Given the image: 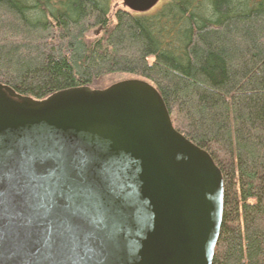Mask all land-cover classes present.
I'll use <instances>...</instances> for the list:
<instances>
[{"label":"water","instance_id":"95a60500","mask_svg":"<svg viewBox=\"0 0 264 264\" xmlns=\"http://www.w3.org/2000/svg\"><path fill=\"white\" fill-rule=\"evenodd\" d=\"M224 203L148 80L42 100L0 83V264H213Z\"/></svg>","mask_w":264,"mask_h":264},{"label":"trees","instance_id":"16d2710c","mask_svg":"<svg viewBox=\"0 0 264 264\" xmlns=\"http://www.w3.org/2000/svg\"><path fill=\"white\" fill-rule=\"evenodd\" d=\"M154 9L112 18L111 0H0V83L42 100L106 88L114 74L151 82L175 128L223 173L213 264H264V0Z\"/></svg>","mask_w":264,"mask_h":264},{"label":"rangeland","instance_id":"374dc122","mask_svg":"<svg viewBox=\"0 0 264 264\" xmlns=\"http://www.w3.org/2000/svg\"><path fill=\"white\" fill-rule=\"evenodd\" d=\"M165 2V0H161L160 3L155 7L154 10H156L159 6H161L163 3ZM119 8H125L124 6V2L123 0H111V17L114 18L115 12L119 9ZM100 35V30H96L94 31L90 37L91 38H96ZM131 78H138L137 76H132V75H128V74H114L111 76H108L105 78V85H108L112 82H117V81H121V80H125V79H131Z\"/></svg>","mask_w":264,"mask_h":264}]
</instances>
